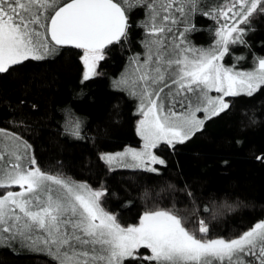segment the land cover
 I'll list each match as a JSON object with an SVG mask.
<instances>
[{
    "label": "snow or ice",
    "instance_id": "snow-or-ice-1",
    "mask_svg": "<svg viewBox=\"0 0 264 264\" xmlns=\"http://www.w3.org/2000/svg\"><path fill=\"white\" fill-rule=\"evenodd\" d=\"M201 16L212 21L204 42ZM258 18L264 0H0V78L22 73L26 88L52 87L43 65L73 52L75 99L45 116L63 138L90 142L102 165L77 178L62 161L46 164L33 138L39 105L26 93L0 95L10 110L0 124V246L48 264H264V216L213 235L215 216L199 214L201 196L187 182L181 197L171 182L149 191L178 146L264 94V40L257 49L250 36ZM100 79L132 105V142H105L80 107ZM121 170L147 178L134 222L123 212L135 200L112 182Z\"/></svg>",
    "mask_w": 264,
    "mask_h": 264
},
{
    "label": "trees",
    "instance_id": "trees-1",
    "mask_svg": "<svg viewBox=\"0 0 264 264\" xmlns=\"http://www.w3.org/2000/svg\"><path fill=\"white\" fill-rule=\"evenodd\" d=\"M199 23L205 30L198 38L204 42L207 26L212 21L201 16ZM250 36L258 49L260 41L264 40V20L257 19L255 32ZM240 52H246V49L241 46ZM43 67L54 79L52 87L26 88V77L21 73L0 78V95L15 102L26 93L30 103L39 105V111L32 113L36 122L33 138L46 164L62 161L77 178H87L90 174L94 176L98 167L102 166L96 164L94 146L90 142H72L63 138L56 131V125L45 116V113L54 115V110H58L63 102L75 99L73 89L79 82L78 58L73 52H67ZM118 68L117 60L115 67L107 70L114 72ZM89 87V96L80 107L87 110L93 129L106 131L103 139L107 143L132 142L135 138L134 121L128 99L117 98L106 79L97 80ZM23 110L31 111L27 105ZM9 111L0 105V124L7 123ZM117 112L120 113L119 118ZM261 151H264V94L255 100L244 98L238 101L229 116L214 121L206 132L178 146L168 156V175L149 185L150 194L153 191L159 193L167 182H171L176 185L177 196L181 197L183 193L180 189L187 182L201 196L199 214L215 216L211 221L213 235H230L264 216V162L256 159ZM225 159L229 161L227 166L222 163ZM146 180V177L133 176L125 170L112 176V182L121 189H128L127 195L135 200V205L126 207L123 212L128 222H134L133 218L142 210L140 196ZM137 191L140 195L136 194ZM168 191L172 190L167 189L164 194L167 195ZM225 203L239 206L229 210ZM205 204L206 209L203 208ZM0 264H48V259L42 254L0 246Z\"/></svg>",
    "mask_w": 264,
    "mask_h": 264
},
{
    "label": "rangeland",
    "instance_id": "rangeland-1",
    "mask_svg": "<svg viewBox=\"0 0 264 264\" xmlns=\"http://www.w3.org/2000/svg\"><path fill=\"white\" fill-rule=\"evenodd\" d=\"M22 252H24V251H22ZM36 254H38V253H36Z\"/></svg>",
    "mask_w": 264,
    "mask_h": 264
}]
</instances>
